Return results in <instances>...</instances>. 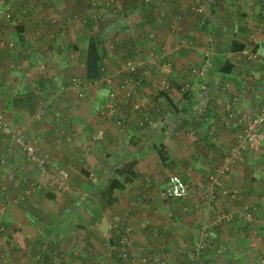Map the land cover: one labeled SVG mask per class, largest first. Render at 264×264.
<instances>
[{
  "label": "crops",
  "instance_id": "1",
  "mask_svg": "<svg viewBox=\"0 0 264 264\" xmlns=\"http://www.w3.org/2000/svg\"><path fill=\"white\" fill-rule=\"evenodd\" d=\"M19 1L0 0V10L7 7L13 8L11 22L15 20L12 22V28L9 23L7 27H2L0 24V30L7 31V34L3 35L8 39L11 38L14 43V48L9 50L10 54L0 53V85L3 83L5 86V90H0L4 96L0 97V108L8 99L19 98L17 91H20L21 87L32 86L33 81H41V77L45 83H48L47 79L61 76L65 72L64 67H70L73 65L72 62L78 60L75 56H70L67 59L65 52L50 54L43 58L37 51H32L35 48L37 50L38 47L28 38L30 29L41 26L45 16L57 18L65 16L62 4L64 0H28L26 15L18 10L16 3ZM157 1L162 4L158 6V11L153 12L151 16L157 18L158 14L162 15V19L160 18L159 21H163L164 28L162 25L155 24L157 25L155 30H146L139 40H132L152 51H156L158 48L156 46L159 45H166L165 47L169 48L171 43L175 42L176 38L174 39L173 36L178 35L170 33L167 26L173 11L181 14L194 13L190 8L191 0H187L189 4L185 0ZM215 1H212V4L209 2L210 12L208 15L212 22L223 24L222 13L232 10L230 15L233 17L235 8L240 6L243 9L241 10L243 13L240 15L243 17L235 24L232 23L233 28L245 26L252 29L254 33L248 37V41L240 37L237 38L245 43V47L240 52L228 54V62L232 65L231 71L217 73L211 69L212 52L200 47L199 43L194 45L193 41L192 47H185L173 52L170 59L172 69L166 75V79L169 78L168 92L164 95L160 94V90L163 89L159 78L163 73L151 72L146 75V81L140 88L141 94L145 98L141 94L133 97L131 103L141 106V113L146 112L149 116L147 125H144L145 129H138V134L135 132V123L132 118L127 120L125 131L118 134L121 130L113 128L109 121L102 120L101 124L99 122L96 125L93 123L86 125L85 118L89 117L85 116L84 112L86 104L78 106L77 110L73 109L71 114L75 115L76 119H83L80 124L77 122L76 125L72 124L73 133L76 135V155L79 157L78 161L81 162L79 164H63V159L59 160L61 150L57 151L53 143L56 138V128L53 125L58 127L60 117V113L57 112L58 104L63 103L62 96L64 94L55 99L52 90L49 91L50 87H42V92L50 94L47 99L52 100L54 106L50 115L42 116V112L40 115H32L13 103L2 106L1 109H5L8 105V113L15 115L19 126L20 124L23 127L26 126L29 137L40 152L54 154L53 162L65 170L68 176L67 186L82 191L93 188L94 191L89 197L81 196L79 198L82 200L75 202L74 208L78 212L70 214L69 217L53 214L48 218L51 223H41L39 229L31 227L33 216L25 213L19 216L12 214L13 212L3 213V219L5 217L7 224H10L11 227L9 231L0 227V246H4L3 250H0L2 253L1 264H8L10 261L15 264H114V259L108 255V251L103 245L107 240H114L116 231L114 232L115 229L111 227L114 223H126L131 227L134 255H147L153 260H164L166 263L174 264H257L253 259L255 256H259V264H264V241L258 240L259 234L264 233L262 209L259 208L251 220L236 218V214H241L245 208H249L251 205L261 206V202L264 200V181H261L260 176L264 165L259 167V175L255 174L249 170L251 166H249L248 158H243L247 157L245 154L236 161L228 173L220 176L219 188H212L206 182V176L213 171L218 159L227 152L235 136L236 128L233 125H222L226 102L233 95H237L239 109L250 112L254 106H252V100L257 101L255 99L257 94L264 91V76L261 74L260 68L242 55V52L248 48H254L257 52L262 51L261 46L255 42L259 19V0L256 10L251 8V3H246L247 0H238V2L230 0L231 2L227 3L222 0V3L218 2L214 5ZM227 4H231V6L228 5L230 9L226 7ZM211 7L215 10V16L211 13ZM31 12L33 15L37 13L39 19L30 15ZM188 18L190 17L185 16L183 20L187 21ZM254 18L255 22L252 23ZM184 25L185 22L180 23L179 27L184 31V33L182 32L184 35L190 37L197 34L196 31L188 30ZM159 26L162 29H158ZM166 27L167 32H165ZM138 31L132 30L130 34H126L137 37ZM130 41V39H126L124 43L119 41L121 43L120 50H125L120 53L121 56L126 57L128 53H133L132 48L136 44ZM206 41H209V35ZM17 47L18 50H26V54L17 53L16 56L11 54ZM208 53L211 55L209 56ZM111 55L110 49V53L106 51V56L103 59V64L108 68V72L113 70L110 68L112 66ZM83 59L76 65L80 67L81 73L84 69ZM183 61L186 64L183 65L184 68L177 69L176 67ZM40 63H42V68L38 67ZM197 63L198 65H196ZM4 64L6 67L3 66ZM47 64L52 67L49 68L50 70L47 68ZM247 64L251 65L252 69H248ZM245 74L255 76L262 85L256 86L255 79L244 90H237L238 81ZM52 82L54 85H58L55 80ZM224 82L229 83V89L221 90V85ZM57 85L54 91L57 89ZM38 86L35 99L39 103L42 96L39 97L41 86ZM32 87L36 88V86ZM33 92L35 93V90ZM95 93L97 94V91H94L93 94L92 91L89 93L86 97L87 100L89 99L88 102L97 96ZM183 93L188 94L192 106L188 108L187 115L182 116L180 111L185 106V100L182 98ZM26 94L23 91L20 98L25 99ZM98 95H100L99 92ZM88 102L86 103L88 104ZM131 103L124 107L125 112H131L133 108ZM138 119H140L139 116L136 120ZM232 129L234 132L231 131ZM95 133L101 135H98L99 142L88 145ZM51 134L53 138L52 141H49ZM2 139L4 141L0 142V182L7 181L8 185L0 183V211L16 205L17 202L14 203V200L19 195L15 196V193H12L13 186L18 184L26 190L30 181L40 180L43 177L42 174L34 170H28L25 165L24 153L9 144L7 138ZM194 139L205 142L210 149H206L207 147L200 148L201 150L191 148ZM162 146L165 148H161ZM208 150L221 153L220 158L214 159L212 164H207L204 160L205 157L210 156ZM207 152L208 154H206ZM246 153L249 152L246 151ZM262 153H264V149L260 154L250 157L264 156ZM131 158L136 159L132 168L136 174L130 182L125 183L123 190L114 192L116 200L111 205H107L101 192L97 197L96 186L100 184L105 188L104 185L110 178L122 179V173L119 170L117 172L116 169ZM262 158L264 159V157ZM1 161L3 166H1ZM109 162L111 166L107 170L106 165ZM167 171H173L172 173L177 174L187 185V194L183 198L166 199L172 203L179 202L178 209L170 208L166 204L167 209L160 206L155 208V202H152L155 197L159 199L156 185L158 187V184H161L159 180L165 177L166 183L170 174ZM247 171L249 172L248 177L246 176ZM104 177L107 178L106 181ZM140 189L146 192H137ZM232 189L237 191V195L234 197L223 193L225 190ZM127 190L129 193H126ZM37 193L41 194L42 191L32 192L27 197L32 196L35 200ZM133 193H137L138 196L134 197L136 194ZM211 193L214 194V198L209 201L207 196ZM53 195L56 201L60 199L61 193H53ZM42 196L45 197V194L42 193ZM42 196H40V201H42ZM95 198H101V205L104 207L96 205ZM148 198H150V202L144 203ZM62 204L66 203L61 202ZM153 208L156 209L155 214H150ZM225 213L233 214V219L230 221L220 219V216ZM109 215H113L114 220H118L112 222ZM3 219L0 218V221ZM68 231L69 233H67ZM153 231L156 232V235H153ZM255 233L257 236L254 235ZM199 241L207 242L208 247L195 252L193 244ZM42 243L47 244L43 246ZM219 245L223 247L222 251L217 250Z\"/></svg>",
  "mask_w": 264,
  "mask_h": 264
},
{
  "label": "rangeland",
  "instance_id": "2",
  "mask_svg": "<svg viewBox=\"0 0 264 264\" xmlns=\"http://www.w3.org/2000/svg\"><path fill=\"white\" fill-rule=\"evenodd\" d=\"M4 1L5 2H11L12 0H4ZM235 1L238 2V0H235ZM151 2H153L156 7L157 6H161V4H162V3H158L159 1H157V0H151ZM185 2L187 4H189V1L185 0ZM197 3L200 6L199 8L201 9V12H203L202 16H203V18H205L204 20H207V18L209 19V15H208V13L210 12V10H209V8H210L209 1L208 0H197ZM246 3H248V4L251 3L252 4V5L250 4L252 6L251 8L254 9V10H256L258 8V0H247ZM62 4H63L64 10H65V13H64L65 16L64 17H69V19H68L69 23L63 29L64 31L62 33L57 31V29L59 28V26H58L59 23L56 22L55 20H52V21L50 20V18L58 19L55 16H53V17L52 16H45L44 20L42 21V25L41 26L35 27V28L32 27L30 29V31L28 32L29 33L28 38H30L31 42L33 41V43L36 44L37 47H38L37 50L35 48L32 51H37L39 53V55H42L43 58L44 57H48L50 54H58V52L55 53V49L57 48L58 44H61V45L72 44L78 38L90 35V36H92L94 38H96L98 36V38L101 41H103L102 42V46H104L105 50L110 53V49H111V51H112L111 59H113L115 61V63H118V62L123 60V55L121 56L120 53L125 51V50H120L121 47L118 49V47L121 45V43H119V41L124 43L126 39H130L131 40L130 42H132V40H139L143 36V34H145L144 31L149 30V29L155 30V28H157V25H162L163 26L162 28H164L163 21H159L160 18L162 19V15L158 14L157 18L154 17V16H151V15H149L147 17L146 9L142 7L141 0H122V2L120 1V5H121L120 10L119 9H117V11L115 10L116 12H112L113 14L106 13L105 14V20L103 22H94V21L91 20L92 16L96 13V11L97 12H101V11H100V8H97L96 11L95 10H89L88 7H87L86 0H64L62 2ZM156 7L153 9V11L156 9ZM7 8L10 9V7H7ZM5 9L0 10V17L2 18V20L0 18V24H1L2 27H7L8 23H9L10 24L9 26L12 28V25H13L12 22L13 21L15 22V20H13L11 22L10 18L6 19L4 17V13L6 12ZM241 10H243V9H241L240 6H237L235 8V14H237L240 18L243 17V16L240 15L241 13H243ZM23 14L26 15L27 13H23ZM193 14H191L189 12L183 13L182 14V18H179L176 21V23L172 22L170 24L169 30L173 29L172 30L173 32H171V31H169V32L172 33V34L178 35L176 37L173 36L174 39L175 38L176 39L184 38L186 35L183 34L184 31L181 28H179V27H180V23L185 22L184 26L188 30H193V31H196V33H197L194 36L193 35L190 36L191 42L193 41L194 45H195V43H199L200 47L202 46V47L206 48V46H207L206 44L208 43L206 41V38L208 36L207 27H206L205 23L202 24V22H199L200 15L198 16V15H193ZM30 15H33V12H31ZM73 16H78V17L73 19ZM185 16H189L190 18H188L187 21H185V20H183V18ZM248 16H249V13H248ZM33 17H36V19H39V16H38L37 13H35L33 15ZM224 17H227V16H224ZM170 21H171V18H169L168 23ZM253 22H255V18L252 20V23ZM223 23L227 24L228 21L224 20ZM155 24H157V25H155ZM162 28H160V26L158 27V29H162ZM242 28H240V29H239V27L237 28L236 36L248 41V37H251V35L254 34L253 30L250 29V28H247L245 26L242 27ZM142 29H143V32H142ZM128 30H130V31H128ZM132 30H134V31L139 30L137 37H135L133 35H128V34L131 33ZM165 32H167V27H166V31ZM126 33H128V34H126ZM3 34H7V31H1L0 30V53L1 52H3V53L7 52L8 54H10L9 50L11 51V49L14 48V43H13V41H11L12 40L11 38L8 39ZM179 34H182L184 36L180 37ZM53 36H54V38H52ZM50 39H52V42L50 41ZM176 39L174 41H176ZM200 39L202 41H199ZM185 47L186 48H190L188 46H185ZM127 48H126V50H127ZM179 50L180 49H178V51ZM251 50H254V48H252ZM29 51H31L30 48H29ZM17 53L26 54V50L25 51L22 50V49L18 50V47H17L16 50H13L11 52V54H14L15 56H16ZM261 53H264L263 49H262ZM194 54H196V53H194ZM28 55H29V53H28ZM78 61H80V60L72 62L73 65H71L70 67H68V66L64 67V71L65 72L63 74H61V76H58V77H55V78H51L50 77L51 79H47V80H49L51 82V83L48 82L50 84L44 83V85H43L44 88H46V86L51 88V89H49V91L52 90L53 95L55 96L54 97L55 99H56L57 96L60 95V93H58L59 91H57V89L54 91V88H55V86L57 84L54 85L52 80H55L56 83L61 84V83H59L60 81H63V79L69 78L72 75L73 76L71 78L78 77L79 73H81L80 67L76 66V65L79 64ZM6 63H7V61H6ZM198 63L196 65H198ZM47 65H48V67H47L48 69L52 68V67H50V64H47ZM183 65H186L185 61H183V63L178 65L176 68L177 69L184 68ZM0 66H1V64H0ZM3 66L6 67V64H4ZM246 66H247L248 69H252L251 65L247 64ZM38 67L42 68V63H40L38 65ZM191 67H193V66H191ZM110 68H112V66H110ZM40 80H41L40 81V85H41V91H42V77H41ZM255 81H256L255 82L256 86H261L262 85L261 83H259V81L257 79ZM32 86H36L35 83H33ZM91 91H92V94H93L94 93L93 89H91V90L87 89L86 90V94H85L86 97L89 95V93H91ZM76 92H78L77 89H76ZM98 92L100 93V95H98ZM104 93H105L104 90H97V94L96 93L95 94L97 96H99V97H102L103 96L102 94H104ZM82 95L84 96L83 93H82ZM81 98L82 97L79 96V99H77V97L75 98V96H73L72 93H69L67 95L62 96L63 103L58 104V111L57 112H58V114L60 113L59 124H58V127H55V125H53V127L56 128V136H58L57 133L63 132L64 129H66V130H68L70 132L69 139L66 141V143L60 145L61 158L59 160L63 159V164H66V163L79 164V163H81L80 161H78L79 157L76 155V147H77V145H76V135L73 133V130L70 131L69 129H71L73 127L72 124L76 125V122L80 124V122L83 121V119H81V118L76 119L75 115L71 114V111L73 109L77 110L78 106H84V104H86L85 107H84V112H85V116H87V115L89 116V117L85 118L84 122H85L86 125H88L89 123H93V125H96V124H99V122L101 124L102 120L110 122V120L105 118L106 116L102 117V116H97L96 114L92 115L91 113H89L87 111L89 103L87 104L85 102L87 100V98H85V100H80ZM255 99L257 101L252 100V106L253 105L255 106V103H257L256 105L263 103V101H264V91H262V93L259 94V95L257 94ZM33 101L34 102H38V100L35 101V98H34ZM78 103H80V104L78 105ZM131 104L133 106L131 112H125L124 114L126 115L127 120L129 118H132V121L135 123V125H134L135 132L138 134V129L143 130V129H145V127L138 125V121L139 120H136V119L138 117L137 113H139V111H137L135 109L137 107L136 104H133V103H131ZM135 105H136V107H134ZM253 107L251 108V110L253 109ZM122 110L123 109H121L119 112L121 113ZM43 114L46 115V112H43ZM67 120H69V121H67ZM127 120H126V122H127ZM70 123H71V125H69ZM130 124H131V122H130ZM125 126H126V124L125 125L120 124V129L119 130H121V131L118 132V134H122L125 131L124 130ZM14 127H18L17 130H21V133L24 136V139L28 140L30 143L32 142L31 138L29 137L28 132L26 131V126L23 127L22 124H20V126L13 125L12 128H14ZM90 128H92V127L90 126ZM113 128H115V127H113ZM231 131L234 132V129H232ZM87 132H89V131H87ZM95 135H96V133L92 135V137L95 138V139H92L94 141H92L90 139L91 143L88 144V145H91V144L93 145V144H96L97 142H99V136H101V135H99V134H98L99 136L98 135L95 136ZM2 138H5V137L0 136V142L4 141ZM49 138H50L49 141L50 140L52 141V138H53L52 134L49 135ZM7 141L9 142V144L13 143L12 141H10V139H7ZM32 144L37 147V145H35L33 142H32ZM14 146L17 147L16 145H14ZM190 147L194 148V149H198V150H201L200 148L203 149L204 147H207L206 149H210L209 146L205 142H202V141L197 140V139H194L192 141V145ZM262 149H264V142L261 143L260 149H259L260 151H259L258 154H260ZM38 150H39V148H38ZM208 151L210 152V156L204 158V160L206 161L207 164H212L214 159L220 158V156H221L220 155L221 153L220 152H216L215 150H208ZM247 152H249V153H246V151H245V153L243 152L244 154H242L240 157L242 158L245 154H247V157H243V158L244 159L248 158V161L250 162L249 166H251V167H249V170L254 172L255 174L259 175V167L261 165H264V159L262 158L264 156L260 155L258 157H255V156L250 157L251 155H255V154L250 152V151H247ZM206 154H208V152ZM206 154H204V155H206ZM262 154H264V153H262ZM238 159H237V161H238ZM170 160H171V158H170ZM2 163L3 162L1 161V166H3ZM53 164L54 163L52 162V165ZM57 165L58 164L56 163L54 165V167H56ZM110 166H111V163L109 162L106 165L107 170L110 169ZM54 167H49L48 170H52V168H54ZM63 171L65 172V170H63ZM109 172L110 171H108V174H110ZM167 172L168 173H172L173 171H167ZM248 174H249V172L247 171L246 172V176L247 177H248ZM260 178H261V176H260ZM104 179H105V181L107 180L106 177H104ZM165 180H166V177L163 178V179H160L159 181H161L160 182L161 184H158L159 185L158 187L156 185V192L158 193L159 199L157 197H155V199L152 200V202H155V205H154L155 208H157V206H160V207H162L164 209H167V207L165 206V204H166V205H169L170 208L174 207V208L178 209L179 206H180V205H178L179 202L178 203L177 202L172 203V202H170L169 200H166V198L163 197V194H162V190L163 189L162 188L166 184ZM261 181H264V180L261 179ZM0 183H5V186L8 185L7 181L0 182ZM16 185L13 186L11 189L13 190L12 193H15V196L19 195V196H17V199H18L16 201L17 203L14 202V203H16V205H14L13 207H10V208L7 207L6 210L4 209V211H0V218L3 219L2 214L5 213V212H13L12 214H17L18 216L22 215L23 213H25V214H28L30 216H33L34 219L32 220L33 222H32V226L31 227L34 228V229H39V224H41V223L42 224H47V223L50 224L51 221L48 218L50 216H52L53 214L57 213V214L66 215L68 217L70 216V214H75V212H78V210H76L74 208L75 207L74 204H75V202L77 200H79V201L82 200L79 197H81V196L83 198L89 197V195H91L92 191H94L93 188H90V189L82 191L81 189H73V188H70V186H67L64 191L59 192V193H61V196H60V199H58L56 201L55 200H52V201L47 200L44 196H42L43 191H42L41 194L37 193V195H36L37 199L34 200V198L32 196L31 197H27L31 193L30 194H25L24 193L25 188H22L18 184H16ZM4 190H6V189H4ZM95 190H96L95 193H96V195L98 197L99 192L103 191L104 187L102 185L100 186V184H99V185L96 186ZM137 192L145 193L146 191H143V190L140 189ZM21 193L23 194V198L22 199H20ZM126 193H129V190H127ZM133 194L135 195L137 193H133ZM40 196H42V201H40L41 200ZM99 197H102V196L99 195ZM132 198H134V197H132ZM95 200H96V205L99 204L100 207H104V206L101 205L102 204L101 198H99V199L95 198ZM61 202H64L66 204L65 205L64 204L61 205ZM148 202H150V198L145 200L144 203H148ZM157 202H159V203L157 204ZM72 205H73V207H72ZM155 208H153L151 210L150 214H155V211H156ZM109 216L111 217V220H113L112 222L118 220V219L114 220V218H113L114 216L113 215H109ZM115 225H117V223L112 224L111 227L115 228L114 227ZM0 227L3 230H5V231H9L11 225L7 224L6 218L4 217V219L2 221H0ZM68 228L70 229V227H68ZM114 232H115V230H114ZM67 233H69V231ZM153 235H156V232L153 231ZM129 236H131V233H130ZM131 240H132V238H131ZM252 243H254V241ZM45 244H47V243H45ZM45 244L42 243L43 246H45ZM254 246H255V244H254ZM3 247L4 246H0V250L1 251L3 250ZM1 255H2V253L0 252V256ZM253 261L255 263L259 264L260 263V257L259 256H255ZM11 263L15 264V262H13V261H10L8 264H11Z\"/></svg>",
  "mask_w": 264,
  "mask_h": 264
},
{
  "label": "trees",
  "instance_id": "3",
  "mask_svg": "<svg viewBox=\"0 0 264 264\" xmlns=\"http://www.w3.org/2000/svg\"><path fill=\"white\" fill-rule=\"evenodd\" d=\"M120 1L122 2V0H86L87 7L89 10H95L96 11L97 8H100V11H101V12L96 11V13L92 16L91 20L94 22H103L105 20V14L106 13L113 14L112 12H116L117 9L120 10V7H121ZM212 1H214V0H211L209 2L212 4ZM218 2L222 3V0H216L214 5L218 4ZM223 2L227 3V2H231V1L230 0H223ZM28 3H29L28 0H20L19 2L16 3L17 7L19 8L18 10L22 14L27 13L26 11L28 9V5H27ZM141 3H142V7L146 9L147 17L149 15L153 14V12L158 11L159 7L158 6L156 7L155 4L153 2H151V0H141ZM196 4L199 5L197 3V0H196ZM260 4H261V0H259V6H260ZM228 5L231 6V4H227L226 5L227 8H229ZM155 7H156V9L153 11V9ZM5 11L9 14L10 20H12L13 11L9 8H6ZM214 11L215 10L212 9V7H211V13L213 16H215ZM231 12H232V10H229L226 12L224 11L222 13L223 16H227V17H224V20L228 21L227 24H224V23L218 24V22H212V20H210V19L204 20L205 18H202V24L205 23V25L207 27V32L209 35V41H207L208 43L206 44L207 45L206 50L209 52L210 51L212 52L210 68L213 69L214 71H216L217 73H229L231 71L232 65H231V63L228 62V54L232 53V52H240L245 47V43L241 39H237L238 38L236 36L237 28L234 29L232 26V23L235 24L237 22V20L240 19V17L235 13L232 17L230 15ZM202 14H203V12L199 15H201V17H203ZM195 15H198V14H195ZM77 17L78 16H73V19L77 18ZM181 17H182L181 13L173 11V13L171 14V21L168 23L167 26L170 27V24L172 22L173 23L176 22ZM68 19H69V17H62V18H58V19L50 18L51 21L55 20L56 22L59 23L58 24L59 28L57 29V31L60 33H62L64 31L63 29L69 23ZM222 25H224V26L222 27ZM180 37H182V36H180ZM52 38H54V36ZM186 38L190 39L189 36L184 37V39H186ZM176 40H178V39H176ZM50 41L52 42V39H50ZM102 42L103 41H101L98 38V36L96 38H94L90 35L83 36V37L75 40L72 44H67V45L58 44L57 48L55 49V53L65 52L64 54L67 56V59L70 56H75L78 60H82L84 57V59H83L84 69H83L82 73H79L80 76L78 75V80H79L78 87H80L81 95H82V93L84 94V96L82 95V98L80 100H85V98H86L85 94H86L87 89L88 90L93 89L94 91L104 90L105 93L103 94L102 97H99V96L93 97L92 96L93 99L91 100V102H88V100L85 101V102L89 103L87 111L89 113H91L92 115L96 114L97 116L104 117V114L101 111L103 109L108 110L104 106L109 100H112L114 113L108 118V120H110V122L112 123L113 127L116 128V130H119L120 124L125 125L126 120H127L126 115L124 114L125 113L124 107H126L129 103H131L133 101V97L141 94L140 88L142 87V85L146 81V75L148 73H151V72L152 73L153 72L154 73H156V72L161 73L162 72L161 65H163L165 62L168 63L169 69L171 71V69H172V62L170 60L171 55L176 50L182 49L185 47H179V48L175 49V44L171 43L169 48H166L163 45L162 46L159 45V47L156 46V48L158 47L156 51H152V50L146 49L142 45L140 46L139 44H136V43H134V41H132L134 44H136L132 48L133 53H128L126 57L123 56L124 57L123 60L118 62V63H115V61L113 59H111L110 62H112V69L113 70L108 72V68H106L103 64V59H104V56H106V51H105L104 47L102 46ZM120 47L121 46H119L118 49ZM173 47H174V49H173ZM252 51L257 52L256 50H252ZM149 53L158 54V55H161L162 53H164V55L161 58V60H158V63L152 64V66H150V67H148V66H143L141 68L138 67L135 70V72L132 74L128 70L123 69V67L121 66L122 64H124V62H126L128 60L145 62L149 58ZM257 54L261 55L259 52ZM208 55L210 56L211 53L210 54L208 53ZM242 55H244L246 60L257 64V66L259 67L258 61L249 60L247 58L248 53L242 52ZM69 61H70V59H69ZM116 71H117V74H115ZM71 77L63 79V81H61V84L57 85V90L59 91L58 93H60V95L72 93L73 96H75V98L77 97V99H79L78 92H75L73 89H66V90L61 89V90H59L60 86H62V85L67 86L69 84L70 85L72 84V82L70 81ZM107 77L110 78V81H108V82L105 81V78H107ZM115 79H117V81H115ZM159 80H160V83H161L162 89H163V90H160V94L164 95V94H166V92H168L167 90L169 89V82H168L169 78L165 79L163 82H161V78H159ZM126 82H127V86H130L128 97L124 96V94L122 93V87L125 86ZM34 83L36 84V88H33L32 86H26L25 88L21 87L20 91H17L19 94V96H18L19 98L13 97L10 100L8 99L7 101L4 98L5 99L4 101H6V102H4L2 104V106L4 104H7V103H9V104L13 103V104H15V106L19 107L21 110L26 111L27 113L32 114V115L33 114L40 115L41 112H42V116H44L43 112H46V114L50 115V113L52 112L53 107H54L52 104V100L47 99L49 97L48 95H50V94L44 93L45 91H43V92L41 91L39 94V97L42 96L40 98L41 100L39 101V103L34 102L33 100H34V98H36L35 94L37 92L36 89L39 87L38 85H40V81L36 80V81H34ZM44 83H45V81L42 80V87H43ZM50 83H48V84H50ZM1 84L2 85H0L1 86L0 90H5L4 84L3 83H1ZM86 84H88V86H90V87L85 89L84 86H86ZM33 90H35V93L33 92ZM23 91H24V93H27L25 96V99L20 98L21 94H23ZM110 95H113V97H111ZM1 96H3V93L0 92V97ZM141 96H143V94H141ZM182 96H183L182 98L185 100L184 101L185 106L182 107V111H180V113L183 116L185 114L187 115L188 110H189L188 108H190V106H192V102L189 100L190 97L188 96L187 93H183ZM35 101H36V99H35ZM2 106H1V108H2ZM138 106L139 105H137V107ZM1 108H0V120H2L1 121L2 123H5V125L9 128L10 131L6 135H3L0 132V136H3L5 138L9 139L10 133H12L13 131L18 129V127L12 128L13 125L19 126V123H17V119H16L15 115H10V113H8V111H7V110H9L8 105H6L5 109H1ZM121 109H123V110L120 113L119 111ZM137 111H139V113H137V115L139 116V118L142 121V126L147 125L146 123H148V121H149L148 114L146 112L141 113V106H139L137 108ZM105 116L107 118V115H105ZM184 120H186L185 117H184ZM69 125H71V123ZM69 130L71 131L73 129L71 128ZM66 135H70V132L68 130L64 129L63 132H59L58 136H56V138L53 140V143L56 146L57 151L60 149V145L66 143V139H64V137ZM161 148H165V147L162 146ZM36 149L42 155V157L47 158V161H48L46 163L47 168L54 167L55 163L52 160L55 158L54 154H52L50 152L49 153L40 152L37 147H36ZM52 162L54 163L53 165H52ZM135 163H136L135 158H131L130 160L126 161L125 163H122L121 165H119V167L116 169V171L118 172V170H119L122 173L123 178L120 180L117 178H110L109 179L108 183L105 185L104 190L101 191V195L104 196V198L106 199L107 205H111V203H113L114 200H116V198L114 196V192L116 190H123L125 188V186H124L125 183H128L133 179L134 175L136 174V173H134V171L132 169L133 166L135 165ZM56 167L59 168L58 165ZM59 169L62 170L61 168H59ZM32 181H34V180H32ZM37 191H43V194H45V197L47 198V200H49V201L54 200L53 192H50L48 190H43V189H39ZM136 196H138V194H136L134 197H136ZM123 224H126V223H119L118 226L123 225ZM116 233H115V238L113 241L107 240V242H109L111 245H114V246L118 245V236ZM130 233H131V227H130ZM127 237L129 238V240L131 239V236H127ZM130 244H131V248H133L132 247V244H133L132 240H131ZM111 256L114 259V262H115L114 264H116L117 260H119V251L117 250L116 247H114V250L112 251ZM137 256H147V255H141V254L134 255V252L132 249V254H131V256L129 255V260L135 259V257H137Z\"/></svg>",
  "mask_w": 264,
  "mask_h": 264
},
{
  "label": "built area",
  "instance_id": "4",
  "mask_svg": "<svg viewBox=\"0 0 264 264\" xmlns=\"http://www.w3.org/2000/svg\"><path fill=\"white\" fill-rule=\"evenodd\" d=\"M191 2V10L199 16V14L202 13L201 9L199 8L200 6L196 4V0H191ZM4 17L8 19L9 14L5 12ZM202 18L203 17H201L200 15L199 22H202ZM172 30L173 29H170L169 31L173 32ZM255 42H257L264 50V0H261L259 8L257 39H255ZM174 44L175 49L185 46L192 47L191 39L188 38H180L176 40ZM245 53H248L247 58L249 60H256L259 62L261 74L264 76V53L259 52L261 55H258V52H253L250 48L245 50ZM163 55L164 53H162L161 55L149 53V58L145 62L128 60L121 66L123 67V69L128 70L132 74L138 67H150L152 66V64L158 63V60H161ZM161 69V73L163 74L160 78L161 82H163L166 79V75L170 71L168 63L165 62L163 65H161ZM115 74H117V71L115 72ZM255 79L256 77L252 75H242L238 81L237 90H244L246 86L253 82ZM70 81L72 82L71 85H62L60 86L59 90L73 89L76 92L77 89L78 95L82 97L80 87H78V77H73L70 79ZM105 81H110V78H105ZM228 85V82L222 83L221 90L229 89ZM84 87L86 89L90 86L86 84V86ZM129 89L130 86H127L126 82L125 86L122 87V93L124 94V96H129ZM110 96L113 97V95ZM237 101L238 96L233 95L225 104V116L222 124L233 125L236 128V132L227 152L219 159L213 171L206 176V182H208L209 186H212V188L220 187V176H223L230 171V168L236 163L237 159L243 154V152L250 151L257 155L260 151L259 149L261 143L264 142V101L263 103L256 105L250 112L240 110ZM104 107L108 110L103 109L101 112L104 114V116L107 115V118H105L108 119L114 113L112 100H109ZM1 121L2 120H0V132L3 135H6L10 130L5 125V123H2ZM138 125L142 126L141 119H139ZM9 139L13 142V145H16L24 153L26 168L28 170H34L35 172L43 175L40 180H34L28 183L27 189L24 191L25 194H30L39 189L48 190L53 193H59L65 190L68 184L67 174L57 167L52 168V170H48V168H46V163L48 162L47 158L42 157V155L37 151L36 147L28 140L24 139L21 130H15L10 133ZM64 139H66L67 141L69 139V135H66ZM92 139L95 138L91 137V140ZM261 173V178L264 180V168L261 170ZM223 193L228 194L231 197L237 195L236 189L225 190ZM162 194L166 199H181L187 194V185L177 174L170 173L167 177L166 185L163 187ZM207 197L208 200L211 201L214 198V194L211 193ZM22 198L23 194L21 193L20 199ZM17 200L18 199L16 198L14 202H16ZM259 208H261L262 212L264 213V200L261 202L260 207L251 205L249 206V208H245L244 212H242L241 214H236V218L251 220L253 216L258 212ZM233 217V214L225 213L220 216V219L230 221L233 219ZM118 225L119 223L114 226V229L117 232L115 233L118 236V245H111L107 241L103 244L106 247L109 256L114 250V247H116L119 251V260H117L116 264H174L166 263L164 260H153L151 258H148L147 256H137L135 257V259L129 260V255L131 256L132 254V248L130 244L131 239L129 240V238L127 237L130 235V226L128 224H123L120 226ZM251 233L254 232L251 231ZM254 235L257 236L256 233ZM258 240L264 241V233L259 234ZM207 247L208 243L205 241H199L193 244V249L195 252H199L200 250ZM217 250L222 251L223 247L219 245L217 246ZM1 259L2 258L0 256V264Z\"/></svg>",
  "mask_w": 264,
  "mask_h": 264
}]
</instances>
